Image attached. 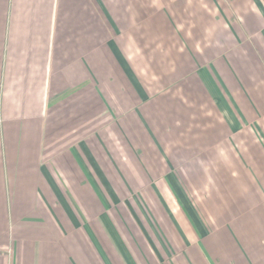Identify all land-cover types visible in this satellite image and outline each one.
<instances>
[{
	"label": "crops",
	"instance_id": "0c3cea01",
	"mask_svg": "<svg viewBox=\"0 0 264 264\" xmlns=\"http://www.w3.org/2000/svg\"><path fill=\"white\" fill-rule=\"evenodd\" d=\"M0 264H264V0H0Z\"/></svg>",
	"mask_w": 264,
	"mask_h": 264
}]
</instances>
